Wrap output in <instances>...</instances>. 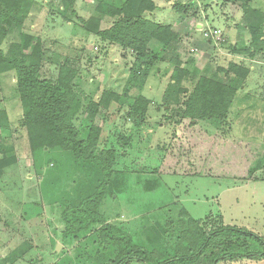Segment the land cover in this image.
Listing matches in <instances>:
<instances>
[{
    "label": "rangeland",
    "instance_id": "rangeland-1",
    "mask_svg": "<svg viewBox=\"0 0 264 264\" xmlns=\"http://www.w3.org/2000/svg\"><path fill=\"white\" fill-rule=\"evenodd\" d=\"M124 1L34 0L24 25L8 28L2 49L7 52L11 44H24L32 36L31 46L40 42L43 51V78L56 80L64 64L79 71L76 88L84 107L99 101L104 91L120 96L108 108L101 107L97 118L103 129L101 147L117 152L110 175L112 192L100 211L115 218L114 224L128 230L137 245L149 252L174 248L177 237L189 228L188 219L180 213L183 206L202 221L205 230L223 224L245 227L264 237V116L253 118L230 111L223 120L199 121L209 134L254 138L259 143L255 171L249 179L155 172L184 102L201 76L229 83L237 92L246 86L247 94L262 98H247L242 105L264 103V52H244L253 49L242 2L153 0L156 8L145 15L171 24L180 35L177 48H169L161 57L164 59L153 61L146 75L131 50L104 41L82 21L93 24L97 18L108 25L114 18L97 6L103 2L121 7ZM249 3L264 11V0ZM176 4H183L186 11H179ZM149 47L157 49L156 41ZM172 58L188 74L174 78ZM231 63L248 72L245 76L225 72ZM145 95L151 104L143 117H136L130 112L131 104ZM0 109L11 122L0 133V264H111L119 248L99 234L63 236L64 210L96 189L99 173L95 180L90 168L81 166L67 151L31 150L14 71L0 76ZM203 262L200 259L197 264ZM130 264L143 263L133 260ZM219 264H264V259Z\"/></svg>",
    "mask_w": 264,
    "mask_h": 264
},
{
    "label": "trees",
    "instance_id": "trees-1",
    "mask_svg": "<svg viewBox=\"0 0 264 264\" xmlns=\"http://www.w3.org/2000/svg\"><path fill=\"white\" fill-rule=\"evenodd\" d=\"M68 1L73 3L75 0ZM229 1L242 2L251 37L249 47L253 49L250 52L247 48L244 52L249 51L251 55L264 52V11L252 7L249 0ZM33 4L34 0H0V76L8 71L15 72L23 109L22 124L27 129L32 151L61 149L69 152L81 166L89 167L93 178L99 173L96 189L82 196L77 203L68 204L64 210V238H78L87 232L99 234L103 241L119 248L111 264H130L133 260L143 264H197L200 259L203 264H219L241 259H264V237L260 234L245 227L223 224L205 230L202 221L194 219L185 209H181L180 213L188 219L189 228L177 237L174 248L165 251L160 247L149 252L136 244L128 230L108 222L100 209L106 195L112 192L110 175L117 152L113 148L101 147L103 129L97 118L101 107L108 108L111 101H118L120 96L104 91L99 101L92 100L84 107L76 88L79 71L64 64L56 80L43 78L40 74L43 51L40 42L31 46L32 36H27L24 44L13 43L7 52L3 51L2 43L8 28L22 27ZM175 7L186 11L183 4H176ZM155 8L153 0H125L121 7L101 2L97 10L114 18V21L104 26L103 20L97 18L93 24L82 21L86 22L89 31L104 41L131 50L144 65L147 75L153 61L164 59L161 57L169 48H177L180 35L171 24L156 22L145 15V12ZM152 41H156L157 49L149 47ZM170 62L175 65L174 78L188 74L181 68L180 61L172 58ZM225 72L245 76L248 70L231 63ZM236 95L235 86L201 76L184 102L177 128L164 148L155 172L249 179L255 171L259 143L223 134H209L199 123L206 118L226 119ZM150 104L151 100L147 97L139 96L131 104L130 112L136 117H143ZM76 120L80 122L79 126H76ZM10 125L7 112L0 109V133L8 130ZM254 146L257 148L254 149ZM2 164L0 161V166ZM184 223H181L182 228Z\"/></svg>",
    "mask_w": 264,
    "mask_h": 264
},
{
    "label": "crops",
    "instance_id": "crops-1",
    "mask_svg": "<svg viewBox=\"0 0 264 264\" xmlns=\"http://www.w3.org/2000/svg\"><path fill=\"white\" fill-rule=\"evenodd\" d=\"M246 88L247 87L245 86L244 89H243V91H238L237 92L236 98H235L234 103L232 104V106L230 108V111L237 112L238 115L246 114V115H249V117H253V118H257L260 115L261 116H264V112L263 113H260L261 110L262 111L264 110V103L263 104H259L258 106H255L253 103L246 104V105L240 104V103H242V101L247 100V98L250 99V100L252 99L253 101H260V100H262V98H259L258 96H254L253 94H250V95L247 94V92L244 91V90H246ZM146 97H148V96H146ZM245 109H247L248 112L245 111ZM237 113H235V114H237ZM247 139L248 140H252V141L255 142V140H253L254 138H247ZM183 207H181V209H185L187 211V213L190 214L189 211L185 207L184 208ZM106 219L108 220V222L114 224L115 218L106 217ZM196 220H200V219H196ZM57 245H59V244H57Z\"/></svg>",
    "mask_w": 264,
    "mask_h": 264
},
{
    "label": "built area",
    "instance_id": "built-area-1",
    "mask_svg": "<svg viewBox=\"0 0 264 264\" xmlns=\"http://www.w3.org/2000/svg\"><path fill=\"white\" fill-rule=\"evenodd\" d=\"M214 33L216 34V33H218V31H214Z\"/></svg>",
    "mask_w": 264,
    "mask_h": 264
}]
</instances>
